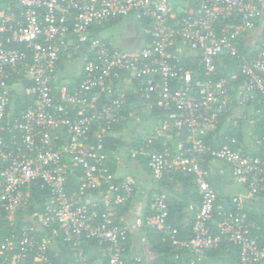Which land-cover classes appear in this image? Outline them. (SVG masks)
Instances as JSON below:
<instances>
[{
    "label": "built area",
    "instance_id": "2783aa9c",
    "mask_svg": "<svg viewBox=\"0 0 264 264\" xmlns=\"http://www.w3.org/2000/svg\"><path fill=\"white\" fill-rule=\"evenodd\" d=\"M197 1L173 12L172 0H0V220L14 225L29 202L24 187L39 181L49 195L31 221L50 231L41 236L10 232L0 240V264H55L49 254L55 238L76 251L69 264H103L87 260L85 242L102 247L105 264H136L137 257L127 258L126 244L130 228L141 226L161 233L174 246L173 258L185 252L186 264H201L206 250L221 243L236 247L239 264H264V227L244 208L247 201H264V129L247 141L235 136L205 140L234 98L242 110L257 98L264 104V38L240 60L242 81L234 96L219 72L223 58L239 57L236 39L264 11L255 0ZM130 14L148 20L144 45L133 52L115 48L101 33ZM13 44L22 48L7 46ZM64 51L81 59V75L71 82L57 75ZM191 56L199 68L180 62ZM14 75L15 83H28L20 92L31 100L19 111L12 105ZM126 90L140 94L145 104L135 102L124 117ZM154 105L165 111L158 130L187 128L189 135L171 148L163 143L161 150L153 136H144L129 153L145 155L156 180L169 172L193 176L200 200L187 239L178 238L168 223L164 192L151 194L147 213L132 226L115 222L111 213L130 202L136 188L109 173L104 138L124 120L140 122V113ZM206 156L225 164L245 188L244 197L231 198L228 210L217 204L203 166ZM70 164L81 172L74 194L65 190ZM87 194L96 200L87 201ZM215 207L222 208L218 221Z\"/></svg>",
    "mask_w": 264,
    "mask_h": 264
},
{
    "label": "crops",
    "instance_id": "0c3cea01",
    "mask_svg": "<svg viewBox=\"0 0 264 264\" xmlns=\"http://www.w3.org/2000/svg\"><path fill=\"white\" fill-rule=\"evenodd\" d=\"M255 1L264 11V0ZM197 4V0H172V11L179 12L182 9H189ZM101 33L110 40L112 46L123 51L133 52L144 45L145 38L142 34L138 19L134 14L114 20L111 24L106 25ZM263 35L264 14L256 21L254 27L244 34L243 40L246 46L254 49L261 43ZM220 66L226 75H232L235 70V60L232 57L223 58L220 61ZM80 70V57L75 56L73 53L65 52L57 75L59 80L71 82L81 75ZM141 116L145 118V121H142V123L149 124L151 122L152 125L150 127L147 125L138 127L134 124V126H127L129 124L127 122L124 127L117 129L113 135L115 138H120L122 145L118 146L117 149H110L107 152L109 155L107 166L110 165L108 170L113 179H128L136 188L135 194L130 202L111 211L115 222L128 226H132L137 218L147 213L151 194L158 189H164V186L150 173L148 167L140 162L139 159L130 156L129 153V149L136 146V142L144 136L152 134L151 136L155 138L161 137V132L158 130L159 124L155 123L154 118L149 117L143 112ZM128 129L129 132L124 131ZM249 135L250 132L245 131L243 141H247ZM162 140L163 143L166 141L165 138ZM206 169L209 180L216 192L218 205L223 206L225 203H230L231 198L236 195L244 197L245 188L236 183L229 168L225 164L217 160H209L206 164ZM172 185L173 189H167L166 193L179 201L180 206L178 209L181 210V214L184 213L183 219H185V213L189 212L192 208L197 209L196 202H193L192 196L184 193L182 181L175 180ZM234 188L236 190H233ZM85 199L91 201L95 199V196L87 194ZM262 206H264V201L257 203L245 202V207L255 213L260 212L264 214V208ZM152 238L153 233L144 226L130 228L126 244L127 258L137 257L139 260L136 264H156L157 253L154 250V243L151 241ZM82 248L83 254L87 259H91L94 262L103 260V264H105V257L101 246L95 243L85 242ZM51 249L57 259L65 264L72 263L76 258V251L60 240H54ZM202 261L204 264H227V258L222 255L209 257L204 254Z\"/></svg>",
    "mask_w": 264,
    "mask_h": 264
},
{
    "label": "trees",
    "instance_id": "16d2710c",
    "mask_svg": "<svg viewBox=\"0 0 264 264\" xmlns=\"http://www.w3.org/2000/svg\"><path fill=\"white\" fill-rule=\"evenodd\" d=\"M113 22V21H112ZM112 22L108 23L111 24ZM140 28L142 29L144 26L148 24V20L146 18H141L138 20ZM107 24V25H108ZM246 33V32H245ZM243 33L239 38L236 39V45L238 48V54L239 57L234 58L235 60V70L234 75L236 76L235 79H231V75H226L221 69L219 72H222V75L227 77L228 79V86L230 87V93L232 96L235 95V92L237 90V86L242 81V75L239 71V63L240 60L245 57H249L256 48L252 49L251 47L246 46L244 40H243ZM264 38V35L262 37V40ZM262 42V41H261ZM9 47H19L22 48V45L20 44H13V45H7ZM67 51L62 52L61 56L63 58L64 53ZM31 62V59L27 58V64ZM180 62L182 64H188L191 68L197 69L199 68V62L196 57H181ZM26 64V65H27ZM61 63H59L60 66ZM15 75L10 80L11 85V94H12V105L15 111L21 110L23 107L28 105L31 100L26 98L20 90L23 89L25 86L28 85V83L21 82V83H15ZM126 103L124 105V111L122 112V116L126 117L128 116L127 110L128 107L133 105L135 102L143 103L145 104L144 98L140 94H132L130 90H126ZM252 108H246L245 110H242L239 108L237 101H232L230 108L226 111H223L219 117L218 121L212 128L208 129L205 140L209 143H218L223 141L225 136H235L237 140L243 139V134L245 131H249L251 135L254 136H261L264 129V104L261 102L259 98L251 102ZM141 115V114H140ZM149 117H153L155 120V123L160 124L165 119V111L157 106H153L150 111H148L147 114ZM246 118V124L244 126V119ZM253 121V125H249V121ZM128 121H123L120 125L114 127L115 130L124 127ZM161 137H154L153 145L156 149L161 150L163 148V138H165L166 141H164L165 144H167L170 148L173 147V145L178 141H185L187 136L189 135V132L187 128H181L180 130L177 129H166L162 130L160 129ZM8 138V137H6ZM162 140V141H161ZM122 145L120 138H115L114 136H106L104 138V147L107 152L110 151V149H117L118 146ZM239 147L238 144L234 145V148ZM258 153H260L258 151ZM137 159H139L140 162L145 164L147 166V157L145 155L138 154ZM209 157L206 156L203 166L206 168V164L209 161ZM110 167V165L108 166ZM81 175V172L78 168H75L69 165L68 173H67V182L65 185V190L69 194H74L78 190L79 182L78 179ZM180 180L183 182V190L184 193L187 195L192 196L193 202H196V207L198 206L200 196L199 193L195 187V183L193 180V176L190 174L182 173V172H169L165 173L160 180H158L162 186H164V189H158L156 192H164L166 193L167 189L172 190L173 189V181ZM119 181V180H117ZM27 190L29 192V202L26 205L25 209L19 210L16 222L14 225H9L4 219L0 220V240H2L5 236H7L10 232L14 231L20 234L23 231L29 232L31 234H34L35 236H41L44 234H49L50 231L48 229L43 228H35L33 226V223L31 221L32 214L34 212L41 211L43 208V204L45 202V199L48 197L49 193L47 188L41 186V182H33L29 184L27 187H24V190ZM167 194V193H166ZM168 195V194H167ZM150 201V200H149ZM168 223H170L174 228L177 229L178 234L177 237L180 239H187L191 235V226L193 223L194 213L195 209H191L189 212L185 213L186 217L184 218V213L181 214V210H179V201H177L175 198L168 195ZM230 203H225L222 207L223 209H230L231 208ZM216 208V207H215ZM247 211L248 217L250 220L256 222L261 227H264V214L263 213H255L253 211H249L246 207H244ZM222 209V208H221ZM221 209H214L213 213V220L218 221L219 220V212ZM149 229L151 233H153L152 242L154 243V250L157 253L156 258V264H186V261L188 259V256L185 252H181L180 256L175 259L174 253L175 249L174 246L167 240H163V235L156 231L153 228H150L148 226H144ZM212 232L216 231L215 224H212ZM264 236V235H263ZM55 240H57L55 238ZM92 243V242H91ZM50 259L55 264H65L64 262L57 259V257L53 254V251L50 247L49 249ZM206 256L213 257V256H225L227 258V264H239L238 263V254L236 247L228 244V243H221L218 246L206 250L204 253ZM91 262V259H87ZM106 262V259H105ZM201 264H204L203 261Z\"/></svg>",
    "mask_w": 264,
    "mask_h": 264
},
{
    "label": "rangeland",
    "instance_id": "374dc122",
    "mask_svg": "<svg viewBox=\"0 0 264 264\" xmlns=\"http://www.w3.org/2000/svg\"><path fill=\"white\" fill-rule=\"evenodd\" d=\"M112 29H113V28H112ZM142 112L145 113V114H148V110H143ZM142 112H141V113H142ZM141 113H140V114H141ZM145 117H146V116H145ZM142 119H143V120H142ZM144 119H145L144 116H141V121H140V122H136V121H134V120H129V121H128L129 124H128L127 126H131V125L134 124L135 126H138V127H139V126L141 127V126H144V125H147V126L150 127V126L152 125L151 122H150L149 124H148V123H142V121H145ZM244 121H245V122H244V126H245V124H246V118L244 119ZM134 125H133V126H134ZM124 131H125V132H129V129H128V130H124ZM146 135H147V133H146ZM148 135H152V134H148ZM124 136H126V135L124 134ZM126 137H127V136H126ZM233 190H236V189L234 188ZM231 193H232V192H231ZM262 207L264 208V206H262Z\"/></svg>",
    "mask_w": 264,
    "mask_h": 264
}]
</instances>
